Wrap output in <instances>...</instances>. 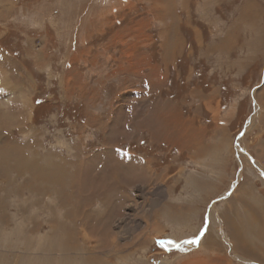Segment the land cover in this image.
Returning <instances> with one entry per match:
<instances>
[{
  "label": "rangeland",
  "instance_id": "obj_1",
  "mask_svg": "<svg viewBox=\"0 0 264 264\" xmlns=\"http://www.w3.org/2000/svg\"><path fill=\"white\" fill-rule=\"evenodd\" d=\"M34 254L264 264V0H0V264Z\"/></svg>",
  "mask_w": 264,
  "mask_h": 264
},
{
  "label": "crops",
  "instance_id": "obj_2",
  "mask_svg": "<svg viewBox=\"0 0 264 264\" xmlns=\"http://www.w3.org/2000/svg\"><path fill=\"white\" fill-rule=\"evenodd\" d=\"M202 242L204 243V245H203ZM202 242H200V245H198L197 248L202 247L203 250H206L207 249L209 251L211 250V248H214V246L211 247V238L210 237H206L205 236V239H202ZM22 257L25 259L24 256H22ZM27 258H29V256H27ZM33 258H38V259L39 258H42V259H44L45 257L44 256L41 257L39 254H34L31 259H33ZM24 261H28L25 264H34V263L35 264H47L46 261L41 262V261L34 260V259L33 260H30V261H29V259H26ZM24 261L23 262L22 261L16 262L15 264H24ZM201 263L202 264H204V263L206 264V262H204V261H202Z\"/></svg>",
  "mask_w": 264,
  "mask_h": 264
},
{
  "label": "bare ground",
  "instance_id": "obj_3",
  "mask_svg": "<svg viewBox=\"0 0 264 264\" xmlns=\"http://www.w3.org/2000/svg\"><path fill=\"white\" fill-rule=\"evenodd\" d=\"M141 192V190H139Z\"/></svg>",
  "mask_w": 264,
  "mask_h": 264
}]
</instances>
